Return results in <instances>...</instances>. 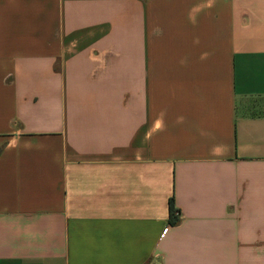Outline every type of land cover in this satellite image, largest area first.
<instances>
[{"label": "crops", "instance_id": "crops-1", "mask_svg": "<svg viewBox=\"0 0 264 264\" xmlns=\"http://www.w3.org/2000/svg\"><path fill=\"white\" fill-rule=\"evenodd\" d=\"M0 264H264V0H0Z\"/></svg>", "mask_w": 264, "mask_h": 264}, {"label": "trees", "instance_id": "trees-1", "mask_svg": "<svg viewBox=\"0 0 264 264\" xmlns=\"http://www.w3.org/2000/svg\"><path fill=\"white\" fill-rule=\"evenodd\" d=\"M170 213H171V223L176 224L178 222V217L177 214L179 213V211H176L174 209V200L173 198L170 200Z\"/></svg>", "mask_w": 264, "mask_h": 264}, {"label": "built area", "instance_id": "built-area-1", "mask_svg": "<svg viewBox=\"0 0 264 264\" xmlns=\"http://www.w3.org/2000/svg\"><path fill=\"white\" fill-rule=\"evenodd\" d=\"M177 217L180 218V214L179 213L177 214Z\"/></svg>", "mask_w": 264, "mask_h": 264}]
</instances>
